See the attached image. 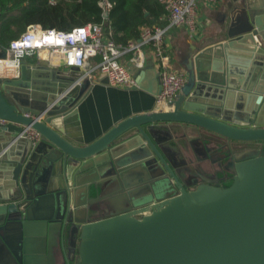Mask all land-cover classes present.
<instances>
[{"label": "water", "instance_id": "water-1", "mask_svg": "<svg viewBox=\"0 0 264 264\" xmlns=\"http://www.w3.org/2000/svg\"><path fill=\"white\" fill-rule=\"evenodd\" d=\"M231 1L171 108L92 141L78 104L104 73L34 58L0 77V264H264V0ZM198 146L220 153L208 171Z\"/></svg>", "mask_w": 264, "mask_h": 264}, {"label": "built area", "instance_id": "built-area-1", "mask_svg": "<svg viewBox=\"0 0 264 264\" xmlns=\"http://www.w3.org/2000/svg\"><path fill=\"white\" fill-rule=\"evenodd\" d=\"M164 8L166 25H145L140 37L125 44L117 43L96 22L74 25L68 29L43 27L30 23L12 38L4 48L5 57L0 59V77L15 78L19 75L21 59L46 53L52 65L57 68L78 66L79 78L89 77L94 72L104 73L109 84L124 88L139 85L133 74L121 63L120 56L129 53V61L136 69L144 67L146 56L155 65L159 90L156 92V108L169 109V101L186 81L184 67L171 64L170 55L164 43V36L171 26H185L191 34H198L201 22L198 18V5L214 4L217 0H159ZM109 2L104 0V7ZM110 33V32H108ZM1 123L6 121L0 119ZM21 135L32 143L39 139L34 129L26 127Z\"/></svg>", "mask_w": 264, "mask_h": 264}, {"label": "crops", "instance_id": "crops-1", "mask_svg": "<svg viewBox=\"0 0 264 264\" xmlns=\"http://www.w3.org/2000/svg\"><path fill=\"white\" fill-rule=\"evenodd\" d=\"M50 1L53 2L54 0ZM231 4V0H217L211 5L199 3L197 12L202 26L198 34H191L185 26H171L167 29L164 43L173 66L184 67L182 60L193 47H202L222 39L220 33L224 23L223 16ZM163 13L160 15V21L156 25H166ZM39 57V59L48 61L50 67L57 68V65H52L46 53ZM232 57L236 65L242 63V56L239 54V50L232 53ZM32 58H35V55L27 56L26 60L28 59L29 61ZM120 61L131 74L137 75L139 69H133L135 66L129 61V53L121 55ZM256 62L254 64L249 61L248 68L251 66L264 67V59L257 58ZM144 66L147 67L139 85L136 87L113 86L108 81L100 80L93 83L90 92L78 104L81 130L85 141H92L118 120L128 115L156 108L155 95L159 84L155 65L149 55L146 56ZM99 74V72H94L91 78H97Z\"/></svg>", "mask_w": 264, "mask_h": 264}, {"label": "trees", "instance_id": "trees-1", "mask_svg": "<svg viewBox=\"0 0 264 264\" xmlns=\"http://www.w3.org/2000/svg\"><path fill=\"white\" fill-rule=\"evenodd\" d=\"M103 1L0 0V46L5 48L28 23L68 29L86 22L100 23L111 39L125 44L140 37L141 27L157 24L164 12L159 0H107L108 7Z\"/></svg>", "mask_w": 264, "mask_h": 264}, {"label": "flooded vegetation", "instance_id": "flooded-vegetation-1", "mask_svg": "<svg viewBox=\"0 0 264 264\" xmlns=\"http://www.w3.org/2000/svg\"><path fill=\"white\" fill-rule=\"evenodd\" d=\"M198 153H199V159L196 161H193L192 163L195 165V167H201L203 171H208L209 167H212V160L211 157L220 156V153L218 152H206L201 146H198ZM209 153V154H208ZM198 164V165H197ZM193 165V166H194ZM187 177H199L197 174H189Z\"/></svg>", "mask_w": 264, "mask_h": 264}]
</instances>
